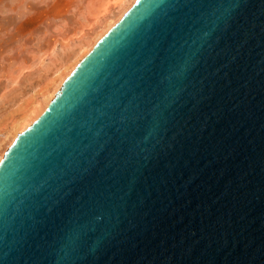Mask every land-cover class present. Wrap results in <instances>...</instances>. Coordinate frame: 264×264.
Listing matches in <instances>:
<instances>
[{
    "label": "water",
    "instance_id": "water-1",
    "mask_svg": "<svg viewBox=\"0 0 264 264\" xmlns=\"http://www.w3.org/2000/svg\"><path fill=\"white\" fill-rule=\"evenodd\" d=\"M0 264H264V0H137L0 162Z\"/></svg>",
    "mask_w": 264,
    "mask_h": 264
},
{
    "label": "rangeland",
    "instance_id": "rangeland-1",
    "mask_svg": "<svg viewBox=\"0 0 264 264\" xmlns=\"http://www.w3.org/2000/svg\"><path fill=\"white\" fill-rule=\"evenodd\" d=\"M109 1L0 0V153L3 134L73 55L68 48L92 36Z\"/></svg>",
    "mask_w": 264,
    "mask_h": 264
},
{
    "label": "bare ground",
    "instance_id": "bare-ground-1",
    "mask_svg": "<svg viewBox=\"0 0 264 264\" xmlns=\"http://www.w3.org/2000/svg\"><path fill=\"white\" fill-rule=\"evenodd\" d=\"M136 1L137 0H110L109 3L102 7L103 10L100 17L97 15L95 27L93 26V28H91V32L93 33L92 36H83L72 48H68V50L73 49V55H71L68 60L65 58L62 63L59 64L55 72H53L51 83L39 92L38 96L30 102L25 112L19 116L18 119L14 120L3 134V142L9 140L3 152L0 153V162L3 160L6 151L14 143L17 136L31 127L33 123L43 115L51 101L61 90L65 81L70 77L80 62L89 55L96 44L124 17ZM1 141L0 143L2 144Z\"/></svg>",
    "mask_w": 264,
    "mask_h": 264
}]
</instances>
